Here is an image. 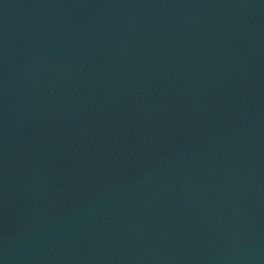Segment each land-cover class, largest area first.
<instances>
[{"label":"water","instance_id":"water-1","mask_svg":"<svg viewBox=\"0 0 264 264\" xmlns=\"http://www.w3.org/2000/svg\"><path fill=\"white\" fill-rule=\"evenodd\" d=\"M0 264H264V0H0Z\"/></svg>","mask_w":264,"mask_h":264}]
</instances>
